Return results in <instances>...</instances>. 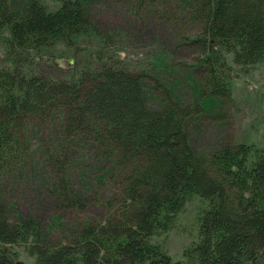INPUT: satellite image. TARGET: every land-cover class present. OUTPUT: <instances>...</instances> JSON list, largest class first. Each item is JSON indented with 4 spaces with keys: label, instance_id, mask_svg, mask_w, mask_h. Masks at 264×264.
I'll use <instances>...</instances> for the list:
<instances>
[{
    "label": "trees",
    "instance_id": "1",
    "mask_svg": "<svg viewBox=\"0 0 264 264\" xmlns=\"http://www.w3.org/2000/svg\"><path fill=\"white\" fill-rule=\"evenodd\" d=\"M90 1L0 0V180L24 154L25 128L54 120L64 141L85 139L106 163L118 196L105 200L100 220L55 245L34 217L11 219L0 188V264H16L19 248L34 264H258L264 146L222 143L197 155L186 131L197 109L166 93L159 110L148 107L154 77L144 63L125 60L120 33L94 22ZM127 1L134 15L161 9L160 19L192 25L186 41L199 52L195 95L207 106L230 90L225 55L243 70L264 62V0ZM65 179L56 193L67 194L66 207L79 204ZM193 197L207 202L198 240L191 262L173 260L151 238L165 233Z\"/></svg>",
    "mask_w": 264,
    "mask_h": 264
},
{
    "label": "rangeland",
    "instance_id": "2",
    "mask_svg": "<svg viewBox=\"0 0 264 264\" xmlns=\"http://www.w3.org/2000/svg\"><path fill=\"white\" fill-rule=\"evenodd\" d=\"M127 3V0H91L89 10L102 30L120 33L123 48L128 52L125 60L135 58L136 62H131L135 67L144 63L147 73L158 81L159 89L153 79L147 82L148 107L159 110L166 93L182 108L191 112L197 109L186 119V131L199 156H208L222 143H244L252 146L253 151L263 147L264 62L243 70L232 63L230 55H225L231 81L229 94L213 98L207 106L195 95L200 75L193 67L199 52L186 41L194 34L192 25L166 21L170 17L160 19L161 9L153 12L144 8L141 15H134ZM151 64L156 66L155 71L149 68ZM25 129L26 150L17 167L0 180L3 200L12 220L34 217L47 231L49 243L56 245L69 240L86 222L100 220L104 215L102 209H107L105 200L113 193L114 197L118 194L112 181L107 180L108 166L92 155L85 139L64 141L54 120ZM62 153L63 171L58 168ZM62 178H66L70 197L79 204L64 206L67 194L58 195ZM206 206V201L193 197L174 217L170 228L151 240L160 244L173 260L191 262L189 250L198 240V217ZM15 260L34 264L21 248ZM258 264H264V255L259 257Z\"/></svg>",
    "mask_w": 264,
    "mask_h": 264
},
{
    "label": "water",
    "instance_id": "3",
    "mask_svg": "<svg viewBox=\"0 0 264 264\" xmlns=\"http://www.w3.org/2000/svg\"><path fill=\"white\" fill-rule=\"evenodd\" d=\"M16 264H24L23 262H16Z\"/></svg>",
    "mask_w": 264,
    "mask_h": 264
}]
</instances>
